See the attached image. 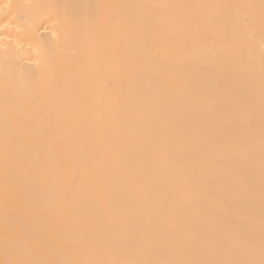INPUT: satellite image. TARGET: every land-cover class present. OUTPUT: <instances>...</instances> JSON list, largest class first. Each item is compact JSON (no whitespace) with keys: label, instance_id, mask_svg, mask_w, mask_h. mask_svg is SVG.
<instances>
[{"label":"bare ground","instance_id":"bare-ground-1","mask_svg":"<svg viewBox=\"0 0 264 264\" xmlns=\"http://www.w3.org/2000/svg\"><path fill=\"white\" fill-rule=\"evenodd\" d=\"M0 264H264V0H0Z\"/></svg>","mask_w":264,"mask_h":264}]
</instances>
